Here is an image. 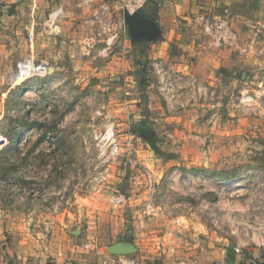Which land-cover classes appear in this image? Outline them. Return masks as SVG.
Masks as SVG:
<instances>
[{
  "label": "rangeland",
  "instance_id": "1",
  "mask_svg": "<svg viewBox=\"0 0 264 264\" xmlns=\"http://www.w3.org/2000/svg\"><path fill=\"white\" fill-rule=\"evenodd\" d=\"M117 1L0 0L3 247L111 255L130 228L150 264H178L181 249L210 236L232 250L254 233L264 247L259 18L236 26L222 10L237 45L213 46L203 63L210 76L191 75L189 63L158 72L144 64L135 84L125 72L95 81L91 64L117 50L111 32L133 11ZM104 9L109 19L95 15ZM200 38L208 45L202 30Z\"/></svg>",
  "mask_w": 264,
  "mask_h": 264
},
{
  "label": "crops",
  "instance_id": "2",
  "mask_svg": "<svg viewBox=\"0 0 264 264\" xmlns=\"http://www.w3.org/2000/svg\"><path fill=\"white\" fill-rule=\"evenodd\" d=\"M117 3L120 1L118 0ZM237 4L239 7H236ZM138 10L156 21L158 32L150 38L135 37L126 17L129 12L125 11L121 15L122 23L117 22L120 25L115 28L119 36L118 48L109 58L95 59L91 64L92 71H96L92 74L93 80L105 81L109 78L113 81L125 72L126 81L135 84L137 75L144 74L142 67L144 64L148 72L150 70L155 72L154 65L158 72L160 70L158 67L162 65L180 70L179 68H184L186 63H189L191 75L210 76L211 69H204L203 63L214 58V55L210 54L213 45L206 44L207 38L204 41L200 38V17L217 16L222 10L236 26L242 21L240 19L247 15L259 18L262 27L258 31L264 35V0H143ZM199 41L202 43L199 44ZM261 42L263 40L259 39L258 43ZM255 60L258 61L256 57ZM151 87L152 85L148 86L147 90L150 97L153 96ZM133 236H135L134 228L133 230L130 228L127 236L120 238L116 243L132 244L135 247L133 255H110L100 249L81 246L73 252L53 255L51 258L37 255L33 257L15 250L12 253L3 247L4 242L0 238V264H150L151 250L144 248L145 245L143 247L136 245L138 241L134 240ZM234 242L236 245L231 250L225 241L220 246H216L213 236L204 243L195 239L189 247H186L187 249H181L182 253L175 257L180 260L178 264L264 263V247L261 248L257 244V236L254 233L239 236ZM117 258L119 260H116Z\"/></svg>",
  "mask_w": 264,
  "mask_h": 264
},
{
  "label": "built area",
  "instance_id": "3",
  "mask_svg": "<svg viewBox=\"0 0 264 264\" xmlns=\"http://www.w3.org/2000/svg\"><path fill=\"white\" fill-rule=\"evenodd\" d=\"M126 6L132 7V10H138V8L142 5L143 0H125ZM109 5H107V8ZM132 11V12H133ZM97 17L107 16L109 19V12H107V9H104L101 13L96 12L95 14ZM200 23H201V30L204 35H207L210 37V41H208V45L218 46L222 43L229 44V45H237V36L235 31L230 26L229 21L225 19L222 15L213 16L212 18L209 16H201L200 17ZM257 29H260L262 27V24L260 21H257L256 23ZM119 37L117 31H112L108 43H111V41L115 38ZM212 39V40H211ZM202 42L199 41V44ZM117 149V147H116ZM123 199V197L116 198L117 203H120V201ZM116 260H119L118 258Z\"/></svg>",
  "mask_w": 264,
  "mask_h": 264
},
{
  "label": "water",
  "instance_id": "4",
  "mask_svg": "<svg viewBox=\"0 0 264 264\" xmlns=\"http://www.w3.org/2000/svg\"><path fill=\"white\" fill-rule=\"evenodd\" d=\"M127 20L130 25V30L135 37L150 38L158 32V25L156 21L146 17L141 11L135 10L127 13ZM112 254H129L135 251V247L130 243L115 244L108 248Z\"/></svg>",
  "mask_w": 264,
  "mask_h": 264
},
{
  "label": "trees",
  "instance_id": "5",
  "mask_svg": "<svg viewBox=\"0 0 264 264\" xmlns=\"http://www.w3.org/2000/svg\"><path fill=\"white\" fill-rule=\"evenodd\" d=\"M152 144V146H153V148H156V146H155V144L154 143H151ZM252 264H264L263 262L261 263V262H254V263H252Z\"/></svg>",
  "mask_w": 264,
  "mask_h": 264
}]
</instances>
